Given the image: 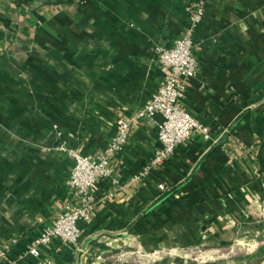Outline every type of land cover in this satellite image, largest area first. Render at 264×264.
Returning <instances> with one entry per match:
<instances>
[{"label":"crops","instance_id":"crops-1","mask_svg":"<svg viewBox=\"0 0 264 264\" xmlns=\"http://www.w3.org/2000/svg\"><path fill=\"white\" fill-rule=\"evenodd\" d=\"M188 1L0 0V246L12 264H34L28 246L70 196L60 143L95 155L148 102L166 75L154 48L180 35ZM204 1L181 103L208 134L193 130L147 169L160 118L134 121L110 157L119 183L99 181L76 246L40 248L51 264H180L162 254L264 247V0ZM158 184L173 191L160 198Z\"/></svg>","mask_w":264,"mask_h":264},{"label":"built area","instance_id":"built-area-1","mask_svg":"<svg viewBox=\"0 0 264 264\" xmlns=\"http://www.w3.org/2000/svg\"><path fill=\"white\" fill-rule=\"evenodd\" d=\"M204 4V0H189L185 5L186 20L180 35L169 46H155V58L166 69L164 79L148 102L131 113L129 120L119 118L116 121L115 133L101 152L83 155L64 143L58 146V150L67 153L73 161L67 179L70 196L65 199L56 217L43 226L28 246L26 253L34 259V264H51L49 258L41 255L40 248L53 240H59L66 246L77 245L81 236L79 223L91 220L99 181L110 179L114 184L119 183L114 177L110 157L125 148L134 121L160 118L156 120L158 147L148 161L147 169L165 162L175 147L186 141L193 130L208 134L207 128L188 113L181 103L188 81L198 70L194 56L197 43L195 32L204 17ZM157 187L161 191L167 190L163 184ZM15 241L16 238L10 239V243ZM15 261L10 257L9 248L0 246V264H12Z\"/></svg>","mask_w":264,"mask_h":264},{"label":"rangeland","instance_id":"rangeland-1","mask_svg":"<svg viewBox=\"0 0 264 264\" xmlns=\"http://www.w3.org/2000/svg\"><path fill=\"white\" fill-rule=\"evenodd\" d=\"M206 248L202 247H193V248H176V251L173 253H169L166 251L162 255L164 256V260H167V262L178 261L180 264H224L226 261L233 260L234 264H264V259L262 260V257H260L259 260H250L249 262L246 261L247 257H250L249 255H246V249L242 248L240 250H231L230 248H221L219 249L216 254L213 256H207L198 258V256L205 250ZM181 250L185 251L184 256L181 253ZM180 251V252H178ZM160 255V254H159ZM139 255H135L133 257L134 264H140L141 260L139 258ZM262 260V261H261ZM154 261V259H153ZM149 262H152L150 260ZM157 262V261H155ZM153 262V264L155 263Z\"/></svg>","mask_w":264,"mask_h":264},{"label":"trees","instance_id":"trees-1","mask_svg":"<svg viewBox=\"0 0 264 264\" xmlns=\"http://www.w3.org/2000/svg\"><path fill=\"white\" fill-rule=\"evenodd\" d=\"M249 110H246V120L249 121V116H250V113L248 112ZM239 121H236V123L232 126V129L233 127L237 126L239 124ZM173 191V189H170V190H165L164 192H162V195H160V198L168 195L169 193H171ZM260 257L264 258V247H261L257 253L254 255V256H250V257H247L246 258V261L249 262V260H252L253 258H256V259H260Z\"/></svg>","mask_w":264,"mask_h":264},{"label":"bare ground","instance_id":"bare-ground-1","mask_svg":"<svg viewBox=\"0 0 264 264\" xmlns=\"http://www.w3.org/2000/svg\"><path fill=\"white\" fill-rule=\"evenodd\" d=\"M213 255H217L215 252H211V251H206V252H202L198 258H202V257H207V256H213Z\"/></svg>","mask_w":264,"mask_h":264}]
</instances>
